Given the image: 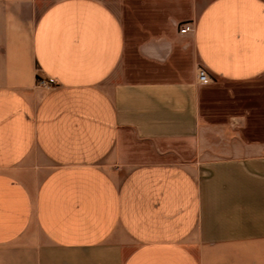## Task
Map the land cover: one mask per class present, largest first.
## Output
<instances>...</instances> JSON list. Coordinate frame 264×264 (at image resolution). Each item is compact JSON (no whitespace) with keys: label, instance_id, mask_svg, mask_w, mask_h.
Here are the masks:
<instances>
[{"label":"crops","instance_id":"crops-1","mask_svg":"<svg viewBox=\"0 0 264 264\" xmlns=\"http://www.w3.org/2000/svg\"><path fill=\"white\" fill-rule=\"evenodd\" d=\"M0 264H264V0H0Z\"/></svg>","mask_w":264,"mask_h":264},{"label":"built area","instance_id":"built-area-1","mask_svg":"<svg viewBox=\"0 0 264 264\" xmlns=\"http://www.w3.org/2000/svg\"><path fill=\"white\" fill-rule=\"evenodd\" d=\"M193 30H194V23L193 22H186L180 28V31L182 33L193 31ZM198 81H199V83H202V84L211 82V77H210L207 69L203 66H200L198 68ZM49 82H53V81H51V80L47 81L45 79H42L40 82V85L50 84Z\"/></svg>","mask_w":264,"mask_h":264}]
</instances>
